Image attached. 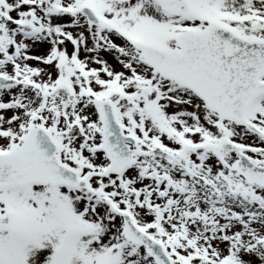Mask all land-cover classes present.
I'll list each match as a JSON object with an SVG mask.
<instances>
[{"label":"snow or ice","instance_id":"obj_1","mask_svg":"<svg viewBox=\"0 0 264 264\" xmlns=\"http://www.w3.org/2000/svg\"><path fill=\"white\" fill-rule=\"evenodd\" d=\"M0 264H264V0H0Z\"/></svg>","mask_w":264,"mask_h":264}]
</instances>
